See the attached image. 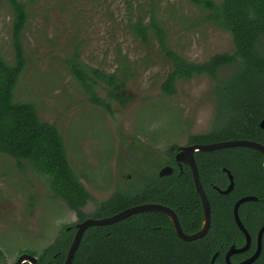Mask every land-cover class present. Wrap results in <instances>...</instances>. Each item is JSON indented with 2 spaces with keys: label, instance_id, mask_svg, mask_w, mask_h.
Masks as SVG:
<instances>
[{
  "label": "rangeland",
  "instance_id": "1",
  "mask_svg": "<svg viewBox=\"0 0 264 264\" xmlns=\"http://www.w3.org/2000/svg\"><path fill=\"white\" fill-rule=\"evenodd\" d=\"M20 1L30 13L23 36L28 63L15 100L33 103L42 121L58 127L72 167L96 200L141 190L140 175L161 170L172 145L187 146L190 136L212 130L219 89L236 68L221 69L218 81L208 75L180 80L176 95L168 97L162 85L170 61L155 38L143 43L129 29L130 17L147 23L155 11L169 47L186 59L204 63L216 54H233L231 34L205 23L206 13L189 0ZM12 24V9L0 0V55L10 63ZM76 50L85 65L117 72L126 82L131 101L114 103V118L88 101L69 72L64 60ZM99 92L106 97V91ZM95 208L90 201L83 212L91 215ZM78 223L75 212L52 196L45 176L31 168L22 171L16 160L0 155V264H15L22 254L41 256L64 229L72 231Z\"/></svg>",
  "mask_w": 264,
  "mask_h": 264
},
{
  "label": "trees",
  "instance_id": "2",
  "mask_svg": "<svg viewBox=\"0 0 264 264\" xmlns=\"http://www.w3.org/2000/svg\"><path fill=\"white\" fill-rule=\"evenodd\" d=\"M7 1L13 13L14 61L10 63L0 55V155L16 160L22 171L31 168L45 176L52 196L64 201L79 222L87 218L110 217L137 205L161 204L175 211L186 234L198 231L203 222L202 206L188 168L182 174L177 172L167 177L155 174L141 190L136 191L135 187L129 191L119 190L104 202L90 194L70 163L58 127L42 121L33 103L15 100V92L28 63L23 36L30 13L27 3ZM189 1L206 13L205 23L231 34L235 46L233 54H216L204 63L192 62L169 47L167 31L155 11H151L147 23L140 16L128 20L134 36L143 43L155 38L161 53L170 61L172 69L162 85V92L168 97L176 95L180 80L208 75L218 81L221 69L236 68L233 76L219 89V116L212 130L190 136L188 145L231 140L264 145V130L260 127L264 119V0ZM64 63L82 86L88 101L109 116L115 117L114 103L124 106L131 101L126 82L117 72L107 73L85 65L80 60L79 50ZM99 88L106 91L105 98L100 96ZM177 151L176 145L169 148V159L165 164L175 165ZM195 159L211 201L212 229L208 236L184 242L176 235L167 216L156 212L139 213L110 226L89 228L73 264H212L217 251H224L237 237L242 239L234 224L233 207L238 199L250 194L260 201L246 204V210L240 214L243 217L256 211L253 216L256 229L252 230L254 222L249 220V227L256 237L264 225L263 155L251 148L238 147L197 152ZM224 168L235 176V190L229 195L220 194L213 187H226L221 181L225 178ZM90 201L96 208L94 213L86 215L83 209ZM73 239V232L64 229L37 257L39 264H64ZM0 257H4L1 249ZM215 264H226L224 257H217ZM254 264H264V251Z\"/></svg>",
  "mask_w": 264,
  "mask_h": 264
},
{
  "label": "water",
  "instance_id": "3",
  "mask_svg": "<svg viewBox=\"0 0 264 264\" xmlns=\"http://www.w3.org/2000/svg\"><path fill=\"white\" fill-rule=\"evenodd\" d=\"M260 127L262 130H264V119L261 121ZM238 147H246V148L257 150L263 155V159H264V145L258 142L248 141V140L222 141L218 143H211V144H205V145L194 144V145L181 146L178 148V153L176 154V157H175L176 162L179 163L180 165L186 164L191 167L192 172H193L195 186H196V191L201 198L203 208H204V222H203L202 227L196 233L191 234V235L186 234L183 231L180 220L177 214L175 213V211L167 206H164L161 204L137 205V206H133L128 209H125L110 217H105L102 219L87 218L83 222L78 223L75 227L77 229V232L74 236V239L72 241V244L70 246V249L68 251V255H67V258L64 264H73V260L81 245L84 234L89 228L110 226V225L119 223L123 220H126L130 218L131 216L139 214V213L156 212V213H161L167 216L172 222L176 235L179 237V239H181L184 242H193V241H197L199 239L204 238L209 233V230L211 228L212 213H211V204L204 192V189H203V186L200 180L199 171H198V167H197V163L195 159V154L197 152H214V151H220L224 149L238 148ZM173 172H174L173 167L165 166L160 171L159 176L160 177L171 176ZM224 172L228 174V177L230 179V185L226 190H218V191L221 194H229L234 190V187H235L234 177L231 174V172L228 171L227 169H224ZM255 200L256 198L252 196L243 197L240 200H238L234 206L235 221L237 225L240 227V229L247 236L248 243L246 247L242 250L234 251V249L232 248L228 254V257H226L227 264H232L230 260L231 257L229 256L232 255L233 252L245 251L249 247V244H250L249 235L241 222L240 215H239V208L242 204L246 202L255 201ZM263 234H264V226L262 227L258 235V242H259L258 251L253 257L239 264H254L259 259ZM217 256L218 254H216L213 257L212 264H215ZM15 264H39V262L36 256H33L31 254H22L18 258Z\"/></svg>",
  "mask_w": 264,
  "mask_h": 264
},
{
  "label": "flooded vegetation",
  "instance_id": "4",
  "mask_svg": "<svg viewBox=\"0 0 264 264\" xmlns=\"http://www.w3.org/2000/svg\"><path fill=\"white\" fill-rule=\"evenodd\" d=\"M179 148V147H178ZM177 153H178V151H177ZM176 153V154H177ZM175 157H176V155H175ZM168 161V160H167ZM167 163V162H166ZM197 163V162H196ZM165 166H171V167H173V169H174V172H173V174H175V173H177V172H179V174H182L183 172H184V169L185 168H188L189 169V171L191 172V174H192V177H193V172H192V169H191V167L190 166H188V165H186V164H182V165H180L179 163H177L176 162V158H175V165L174 166H172V165H169V164H165L164 163V165H163V167L162 168H164ZM197 167H198V164H197ZM264 167V166H263ZM162 168H160L161 170H162ZM155 169H156V167H154L153 169H145L146 171H147V173L145 174V175H140V179H142L143 180V183H144V185L148 182V179L149 178H151V177H153L155 174H157L158 176H159V173H160V171L161 170H159V171H155ZM224 169H226V168H224ZM224 169H222V171H223V173L225 174V178H224V182L222 181V179H221V181H222V183H226V187L223 189L222 187H219V186H217V185H213V187H214V189L217 191V192H219L218 190H226L228 187H229V185H230V179H229V177H228V174L226 173V172H224ZM228 170V169H227ZM155 171V172H154ZM198 171H199V167H198ZM228 171H230V170H228ZM144 171H142V173H143ZM149 172H151V173H149ZM231 172V171H230ZM155 173V174H154ZM151 174V175H150ZM172 174V175H173ZM231 174L233 175V173L231 172ZM199 176H200V180H201V183H202V186H203V189H204V192H205V194H206V196H207V198H208V200H209V202H210V204H211V201H210V199H209V197H208V194H207V191H206V187H205V185H204V182L202 181V178H201V175H200V171H199ZM165 177H167V176H165ZM233 177H234V182H235V176L233 175ZM193 182H194V177H193ZM194 186H195V182H194ZM235 186H236V182H235ZM195 189H196V186H195ZM234 190H235V187H234ZM233 190V191H234ZM232 191V192H233ZM231 192V193H232ZM196 193H197V191H196ZM220 193V192H219ZM221 194V193H220ZM230 194V193H229ZM229 194H223V195H229ZM197 195H198V197H199V200H200V203H201V206H202V215H203V222H204V208H203V204H202V201H201V198H200V196H199V194L197 193ZM249 196H252V197H255L256 198V200L255 201H251V202H259L260 201V199L258 198V197H256V196H254V195H252V194H250V195H245V196H243V197H249ZM243 197H241V198H243ZM240 198V199H241ZM240 199H238V200H240ZM237 200V201H238ZM237 201L235 202V204L237 203ZM251 202H246V203H244V204H242L241 206H240V208H239V215H240V219H241V222H242V224H243V226H244V228H245V230L247 231V233H248V235H249V241H250V244H249V247L245 250V251H241V252H233V254L232 255H230L229 257H231L230 258V260H231V263L232 264H239V263H242V262H244L245 260H248L249 258H251V257H253L255 254H256V252L258 251V247H259V242H258V235H259V232H260V230L262 229V227L264 226H262V227H260V229L258 230V232H257V234H256V237L253 235V229H256L257 228V222H256V220L253 218V216H254V214H255V212H252L250 215H246V216H241V214H240V212L241 211H243V210H246V208H245V205L246 204H248V203H251ZM235 204H234V206H235ZM257 209V208H256ZM258 210V209H257ZM259 210H260V208H259ZM249 210H247V212H248ZM244 213V212H243ZM233 215H234V207H233ZM242 217V218H241ZM244 218V219H243ZM249 220H252L254 223H253V228H252V230H251V228L249 227V225H250V223H249ZM78 222H79V220H78ZM203 222H202V224H201V226L199 227V229L202 227V225H203ZM234 224L236 225V227H237V229L239 230V232H240V236H241V238L242 239H240L239 240V237H237L235 240H231V243H230V245L227 247V248H225V250L224 251H222V250H219V251H217L214 255H213V257L216 255V254H218V256L217 257H224V261H225V263L227 264V262H226V257H228V254H229V252H230V250L233 248L234 249V251H237V250H242V249H244L245 247H246V245H247V243H248V239H247V236L245 235V233L240 229V227L237 225V223H236V221H235V218H234ZM76 227V226H75ZM74 227V229L71 231V232H73V234H74V236H75V234H76V232H77V229ZM70 229V228H69ZM198 229V230H199ZM211 229H212V223H211V228H210V230H209V232L211 231ZM68 230V229H67ZM69 231V230H68ZM197 232V231H196ZM195 232V233H196ZM194 234V233H193ZM209 234V233H208ZM208 234L206 235V236H208ZM191 235V234H190ZM205 236V237H206ZM204 237V238H205ZM203 239V238H202ZM199 240H201V239H199ZM239 240V241H238ZM198 241V240H197ZM263 251H264V234H263V237H262V244H261V251H260V255H259V258L263 255Z\"/></svg>",
  "mask_w": 264,
  "mask_h": 264
}]
</instances>
